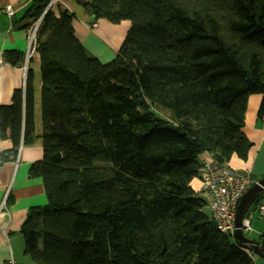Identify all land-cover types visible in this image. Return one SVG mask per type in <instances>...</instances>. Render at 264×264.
Segmentation results:
<instances>
[{
  "label": "trees",
  "instance_id": "1",
  "mask_svg": "<svg viewBox=\"0 0 264 264\" xmlns=\"http://www.w3.org/2000/svg\"><path fill=\"white\" fill-rule=\"evenodd\" d=\"M73 1L94 22L130 28L103 64L74 35L75 14H44V155L28 176L43 181L48 203L23 225L27 255L36 264H255L218 231L191 182L205 153L224 165L248 160L249 97H264V0ZM49 2L33 1L30 26ZM26 75L0 107L1 139L16 148L37 138L35 75Z\"/></svg>",
  "mask_w": 264,
  "mask_h": 264
},
{
  "label": "crops",
  "instance_id": "2",
  "mask_svg": "<svg viewBox=\"0 0 264 264\" xmlns=\"http://www.w3.org/2000/svg\"><path fill=\"white\" fill-rule=\"evenodd\" d=\"M33 1L0 0V7L10 6L14 11L13 17L0 15V59L4 62L0 65V107L10 105L15 91L24 90L26 86L27 75L23 70V63L29 47L28 36L31 27V19L26 17V13ZM49 10L56 17H60L66 11L75 14L74 35L88 53L105 63L116 58L130 28L129 21L114 24L101 19L94 22L88 11L82 10L73 0H54ZM94 24L97 26L93 27ZM12 53H18L20 58ZM14 61L17 63H12ZM28 66L35 75L37 138L32 145L21 144L16 148L10 138L1 139L0 136V264H6L10 256H13L18 264H36L25 252L22 230L30 210L45 207L48 203L43 181L39 178L30 179L28 176L30 166L34 162L41 161L44 155L41 137L43 134L42 81L40 57L37 53L32 56ZM263 99L262 95L249 97L245 126L242 129L253 146L248 153L247 161L239 159L236 155L232 157L228 165L234 170H254L256 158L264 148V116L262 119L257 116ZM200 159L204 162L210 161L212 157L205 153ZM191 187L197 194L206 196L209 201L208 196L202 191L201 177L193 179ZM259 200L261 203L262 199ZM257 206L258 203L251 209L254 210ZM257 217L261 221L257 227L264 229V215ZM261 237L256 241L260 242ZM252 258L254 260V256Z\"/></svg>",
  "mask_w": 264,
  "mask_h": 264
},
{
  "label": "built area",
  "instance_id": "3",
  "mask_svg": "<svg viewBox=\"0 0 264 264\" xmlns=\"http://www.w3.org/2000/svg\"><path fill=\"white\" fill-rule=\"evenodd\" d=\"M54 0H51L43 15L32 24L29 29V47L23 63L25 74L28 72L29 61L36 53L38 31L41 26L44 14L50 9ZM0 15L14 16L12 7H0ZM97 25L94 24L93 27ZM4 62L0 59V65ZM210 161H204L201 170L202 191L209 198V209L212 219L215 221L220 233L235 236V221L238 204L250 188L258 183L252 169L234 170L231 167L221 164L214 156ZM261 203L253 210L250 209L243 221V231L251 228V222L255 215H264V195ZM6 264H18L13 256Z\"/></svg>",
  "mask_w": 264,
  "mask_h": 264
},
{
  "label": "water",
  "instance_id": "4",
  "mask_svg": "<svg viewBox=\"0 0 264 264\" xmlns=\"http://www.w3.org/2000/svg\"><path fill=\"white\" fill-rule=\"evenodd\" d=\"M168 128L173 131L178 130V128L173 125H169ZM216 159L223 164L224 161L220 156H216ZM253 173L255 177H259V181L252 188L246 191V194L238 204L235 217V239L245 249L250 250L253 255H256L264 260V245L262 242L249 239L245 236L243 231V221L245 216H247L250 209L257 204L258 200L264 195V148L256 158Z\"/></svg>",
  "mask_w": 264,
  "mask_h": 264
},
{
  "label": "rangeland",
  "instance_id": "5",
  "mask_svg": "<svg viewBox=\"0 0 264 264\" xmlns=\"http://www.w3.org/2000/svg\"><path fill=\"white\" fill-rule=\"evenodd\" d=\"M101 63L107 64L105 62H101ZM108 63H110V62H108ZM225 166L229 167L228 164H225ZM258 178L259 177H257V179ZM205 198L207 199L206 196H205ZM206 211L211 215V211L208 207L206 208ZM259 222H261V221H259V219L256 215V218L254 220H252L251 228L244 231V234L246 237H248L251 240H258V239H260L261 235H264V229H261L262 227H257V224ZM254 261H255V264H264V260L262 258L256 256V255H254Z\"/></svg>",
  "mask_w": 264,
  "mask_h": 264
}]
</instances>
